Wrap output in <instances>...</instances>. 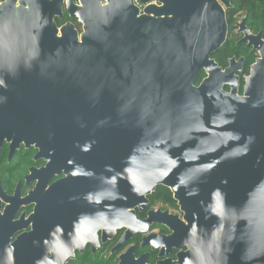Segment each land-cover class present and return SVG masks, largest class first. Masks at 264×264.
<instances>
[{
    "label": "water",
    "instance_id": "water-1",
    "mask_svg": "<svg viewBox=\"0 0 264 264\" xmlns=\"http://www.w3.org/2000/svg\"><path fill=\"white\" fill-rule=\"evenodd\" d=\"M82 45L69 25L51 22L58 2L29 0L31 16L0 13V138L32 141L48 164L30 199L31 233L8 243L0 229V264H65L102 230L145 235L165 258L157 264H264V44L235 95L239 62L210 58L225 42L227 0H76ZM157 3L160 6L155 4ZM7 9V10H6ZM201 72L205 77L195 85ZM230 87V93L223 91ZM14 146V145H12ZM12 149V147H11ZM157 186L184 213L144 211ZM151 225L168 236L149 233ZM186 248L185 251L181 249ZM50 255V257L48 256ZM119 264L135 260L132 249Z\"/></svg>",
    "mask_w": 264,
    "mask_h": 264
},
{
    "label": "flooded vegetation",
    "instance_id": "flooded-vegetation-1",
    "mask_svg": "<svg viewBox=\"0 0 264 264\" xmlns=\"http://www.w3.org/2000/svg\"><path fill=\"white\" fill-rule=\"evenodd\" d=\"M17 0H13V11L16 19L21 21L23 19L20 15V11L22 10L25 15L31 16V9L30 5L27 2L28 0H18L19 4H16ZM30 2L34 0H29ZM40 3H46L48 6L54 5L55 0H40ZM76 1V0H75ZM228 1V0H227ZM7 0H0V13H4L2 5L6 4ZM221 6L225 9L231 8L230 3L228 1V7H225L223 3L218 1ZM21 3V4H20ZM79 6L77 1L75 4L74 0H59L58 8L59 13H52L51 15V22L55 26L57 30H61V28L67 27L68 25L72 27L73 31L80 30V21L78 17H72L71 12L69 11L68 4ZM147 6L142 5L137 6L138 9L144 8ZM160 6V5H159ZM7 10V9H6ZM21 18V19H20ZM74 25V26H73ZM227 26V25H226ZM245 31L250 34V38L256 39L257 36H260L259 40L264 44V39L262 37V32H258L257 34H253L248 30V28L244 25L243 22H239L235 25V28L229 29L227 26L226 29V37L225 41L228 38L232 39L234 37L236 40V45H240L241 50L245 49V53L241 55H254L255 60L261 59V54L257 48L254 47L255 41H251L249 38H246ZM61 32L57 33L58 37H62ZM235 62H239V66L235 72L237 76L236 91L240 93V79L239 74L242 71L245 57H239L237 59L232 58ZM230 59V60H232ZM228 65L229 66V62ZM253 65V64H252ZM226 67V68H227ZM251 70V67H250ZM249 70V74H250ZM248 76L244 78L243 87L241 91H244L245 80ZM199 85V84H198ZM226 88L227 91L224 90ZM223 91L228 92L230 91L229 86H225ZM241 92V94H242ZM4 136L0 138V229H2L8 233V243L12 244L17 237L31 233L33 229V214L34 208L36 206L37 201H39L43 197V193L47 191V189L60 180L66 178V174L64 170H61L59 173H54L51 179H48L46 185L42 191V193L36 197V199L29 200L30 194L34 193L35 189L39 182L43 178L42 170H44L48 164V160L46 159V154H49L48 151H42L39 147L36 146L35 143L29 141L26 143L23 139L19 140L17 143H13L16 133H10V138H7V133H2ZM14 145V146H12ZM12 147V149H11ZM51 153V152H50ZM160 205H156L153 208H148V202L146 204V209L144 211H137L135 213L136 217L140 221H144L147 218V213L149 211L159 210L162 211ZM136 209V208H134ZM166 211H170L167 209ZM174 211V210H172ZM160 226V225H158ZM151 225L149 227V231L157 230V235L161 236H168L170 232L160 226ZM127 230L125 228L118 229L115 233L108 237L106 242L101 241L102 237V230L95 233L96 240L98 241V245L93 249L91 247L90 242H85L83 249H76L73 252V257L67 261L69 262L75 260L76 254L80 255L83 253L89 252L91 255L100 252L103 245L108 244L109 242H113L114 244L112 247L109 248L107 255L114 256L117 255V264L120 263V255H124L127 250L130 248L134 254L135 260L140 256L146 255L147 256V264H157L160 261H164V259L176 260V255L180 250L172 249L171 252L165 258H159V250H152L151 246H146L143 244V239L146 238L145 235H141L139 233L131 236L124 244L117 248L119 245L122 237L124 236ZM150 233V232H149ZM156 235V236H157ZM122 247H125V250L122 252ZM186 248L184 247L181 251H185ZM50 257V255H48Z\"/></svg>",
    "mask_w": 264,
    "mask_h": 264
},
{
    "label": "trees",
    "instance_id": "trees-1",
    "mask_svg": "<svg viewBox=\"0 0 264 264\" xmlns=\"http://www.w3.org/2000/svg\"><path fill=\"white\" fill-rule=\"evenodd\" d=\"M231 8L225 9V21L229 29H234L235 25L240 21L248 28L253 34L262 32V37L264 39V0H228ZM236 40L234 37L232 39L228 38L222 44V46L216 50L210 58L221 68L225 69L228 65V61L232 58L245 57L244 65L241 73L239 74L240 79V93L243 87V81L246 76H249V70L252 64H254V55H241L245 53V49L241 50L242 46L236 45ZM205 77L204 72H201L195 85L200 84V82ZM225 91L226 88H224ZM148 208L151 209L157 204L160 205L162 211L167 209L178 210L177 201L174 200L171 191L163 186H157L155 190L148 195ZM158 226V225H157ZM160 227V226H158ZM162 227V226H161ZM164 227H162L163 229ZM166 229V228H165ZM113 242H109L102 246L100 252L91 255L89 252L80 255L76 254L75 260L69 262L68 264H117V255L108 256V250Z\"/></svg>",
    "mask_w": 264,
    "mask_h": 264
},
{
    "label": "rangeland",
    "instance_id": "rangeland-1",
    "mask_svg": "<svg viewBox=\"0 0 264 264\" xmlns=\"http://www.w3.org/2000/svg\"><path fill=\"white\" fill-rule=\"evenodd\" d=\"M72 2H73V0H72ZM74 2H75V4H77L76 3V1L74 0ZM16 4H19L18 3V0L16 1ZM21 4V3H20ZM151 4H155V5H157V6H159V4H157V3H151ZM139 15H144V11L142 10V8H139ZM80 21V20H79ZM74 26V25H73ZM226 29H227V26H226ZM58 32H61L60 30H57V33ZM83 33H84V25H83V23H80V30L78 31V29H76V31H75V35H76V39L80 42L81 40H82V35H83ZM59 34H61V33H59ZM226 93H230V91H228V92H226ZM235 95L236 96H239V97H244V91L242 92V94L241 93H238L237 91L235 92ZM131 211H133V213H134V215H135V213H136V211H137V208L136 209H131ZM158 211V210H157ZM155 212H156V210H155ZM168 214H170V215H175L177 218H179L180 220H182L183 221V216H184V213L180 210V207H178V210H174V211H166ZM136 216V215H135ZM150 232V234H155V235H157V230H153V231H149ZM158 236V235H157ZM125 250V247H122V249H121V251L120 252H122L123 253V251ZM170 260L171 261H175V260H173L171 257H170Z\"/></svg>",
    "mask_w": 264,
    "mask_h": 264
},
{
    "label": "built area",
    "instance_id": "built-area-1",
    "mask_svg": "<svg viewBox=\"0 0 264 264\" xmlns=\"http://www.w3.org/2000/svg\"><path fill=\"white\" fill-rule=\"evenodd\" d=\"M141 0H133V2H134V4L136 5V6H141V2H140Z\"/></svg>",
    "mask_w": 264,
    "mask_h": 264
},
{
    "label": "bare ground",
    "instance_id": "bare-ground-1",
    "mask_svg": "<svg viewBox=\"0 0 264 264\" xmlns=\"http://www.w3.org/2000/svg\"><path fill=\"white\" fill-rule=\"evenodd\" d=\"M58 37V36H57ZM58 38H61V36L60 37H58ZM81 45H82V42H79Z\"/></svg>",
    "mask_w": 264,
    "mask_h": 264
}]
</instances>
